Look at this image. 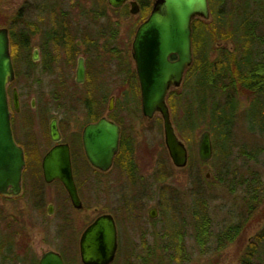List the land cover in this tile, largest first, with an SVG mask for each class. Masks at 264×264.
Returning <instances> with one entry per match:
<instances>
[{
    "label": "flooded vegetation",
    "instance_id": "flooded-vegetation-1",
    "mask_svg": "<svg viewBox=\"0 0 264 264\" xmlns=\"http://www.w3.org/2000/svg\"><path fill=\"white\" fill-rule=\"evenodd\" d=\"M34 1L36 22L34 25L26 24L23 26L21 24L20 30H17V32L13 29V36L18 41L13 51L10 49V33L8 27H6L14 72V79L6 86L10 126L13 139L23 152V169L30 161L28 173L34 212L38 214L39 206L45 203V194L40 185L55 184L58 192V205L55 202L47 203L45 214L53 221L54 239L62 244L63 249L61 250H68V241L74 240L73 237L76 234L75 221H73L70 209L82 210L84 207V190L94 194L97 193L102 209L100 213L86 223L80 232L78 254L79 239L85 228L97 217L107 214L113 219L116 236L115 254L110 264L116 261V264H119L120 259L122 264H132L128 260L130 257L137 259L135 264H168L169 239L164 240L166 237L164 228L158 234H161L163 241L160 243L155 239L154 223L161 208L175 206L176 210L179 206L169 202L168 190L161 187L156 193L159 196L158 202L156 205H151L145 212L146 217L144 216L145 210L141 208L143 203L139 200L141 197L143 198V195L147 196V193L153 194V181L158 179V181L164 182L168 176H165V171L162 170L151 171L146 178L137 173L133 158L134 137L131 128L139 113L147 119L154 116L147 117L142 112L140 85L131 52L136 30L149 16L155 0H146L144 5L139 0H125L118 8L110 6L107 0H104V6L95 1L91 2L87 6L88 9L81 4H77L75 10L77 13L76 18L78 17L79 21H75L73 14L70 13L73 6L66 10L59 8L63 4L62 2L68 0ZM46 1L49 2L47 5L43 3ZM130 2L137 4V12L131 15H140L130 42L132 71H129L124 57L118 51L121 50L120 47L122 48L125 45V42H121L118 37L119 25L124 19L123 17L130 14ZM29 8L26 6L23 9L24 14L29 12ZM143 8L148 9L145 16H142L144 14ZM45 18L49 19L48 24L44 23ZM194 19H192L191 24ZM80 22L82 23L80 24ZM17 29L19 28L17 27ZM20 33H25V35L21 36ZM37 37L39 38L38 42H32V39ZM175 59L174 55L170 56V60ZM16 63L23 64L25 80L22 88L21 86L9 88L16 78ZM79 64L83 68V75L80 80L78 78ZM33 76H38L44 80L49 79V88L43 86L40 89L45 92L44 96H50V99H41L38 108L35 103L36 97L30 91L31 86L26 83ZM106 77L110 83H113L111 86L108 85ZM183 81L184 76L182 84ZM14 90L18 101L16 108L12 99ZM116 96L134 97L137 106L134 108L125 106L123 111H116V107H113V99ZM105 97H108L106 112L102 110L101 102L96 100V98ZM137 97H139L140 108L136 101ZM65 103L67 106H65ZM58 108L61 113L57 112ZM65 116H68V119L65 120ZM45 118H47L46 124L40 125V122ZM101 118L119 128L117 151L113 156L110 167L106 170H101L90 164L83 145L85 127L97 123ZM127 122H129V126L125 127ZM74 123H78L76 128L73 127ZM51 124H55L59 134L56 141L52 140L50 136ZM57 146H67L71 174L77 195L81 201V208L77 209L72 206L67 191L60 180L45 181L42 168L43 158L51 149ZM162 166L165 168L164 163ZM116 167L119 171L115 176L116 183H114L113 180L107 178L106 174ZM154 174H157L156 178H154ZM205 177L208 178L209 174H206ZM148 178L150 180H147ZM194 184L197 192L199 183L195 181ZM22 191L23 170L21 173L20 195ZM179 205L181 208L183 207L182 204L179 203ZM177 211H180V208ZM186 211L188 212L189 209L184 206L183 212ZM190 215L191 213L188 216ZM123 216H125V220H122ZM167 224L169 225L168 221ZM167 224H163V227L166 228ZM132 234L136 238L141 236V241H139L142 246L141 255H139V252L135 253V247L132 246L134 240ZM180 235L183 241L181 232ZM64 241L67 244H63ZM4 247H6L5 241L2 243L3 251ZM57 253L60 254L64 264H66L62 251ZM4 263L7 262L4 261Z\"/></svg>",
    "mask_w": 264,
    "mask_h": 264
},
{
    "label": "rangeland",
    "instance_id": "rangeland-1",
    "mask_svg": "<svg viewBox=\"0 0 264 264\" xmlns=\"http://www.w3.org/2000/svg\"><path fill=\"white\" fill-rule=\"evenodd\" d=\"M94 1L104 6V0H68L67 2H62L63 4L59 8H61V10H66L73 6L70 9V13L73 14V19L75 21H79L78 17L76 18L77 13L75 6L81 4L87 7ZM43 3L47 5L49 2L46 1ZM34 4V0H0V27H8L9 24L13 23V28L17 32V30H20L21 24L23 26L26 24L34 25L36 22ZM26 6L30 8L29 12H25L24 14L23 9L26 8ZM88 8L89 7L86 9ZM145 13L146 12H144L142 16H145ZM123 18L124 19H122V22L119 25L118 37L121 42H125V45L122 48L120 47L121 50L118 51L121 53L120 55L124 57L129 71H132L133 64L130 59V42L132 32L139 22L140 15H131L130 13ZM14 20H16V22L18 21L19 24H14ZM48 22L49 19L45 18L44 23L48 24ZM81 23L82 22H80V24ZM17 27L19 29H17ZM38 40L39 38L37 37L32 39V42H38ZM221 45L227 47L231 46L228 41L222 42ZM15 68L17 73L16 78L9 88L13 86H21L22 88L25 80L24 66L22 63H16ZM106 81H108V85L110 86L113 84L109 82L107 77ZM26 83L31 86L30 91L36 97L35 103L37 104V108L41 103V99H50V96L45 97V92H42L40 89L43 88V86L49 88L48 78L44 80L43 78L40 79L38 76H33L30 78V81H26ZM182 90L184 91L183 84L178 88L171 89L170 92H179ZM96 100L101 102L102 110L106 112L108 97L96 98ZM136 101L140 108L139 97H137ZM136 104L134 97L124 98L123 96H116L113 99V107H116V111H123L125 106L134 108L137 106ZM248 104L249 99L241 94L233 123L228 126V128L224 126L216 128L215 131H217V133L215 134H212V132L209 131L212 144V157L205 163L201 162L197 156V143L203 129L195 130L193 135H190L186 139L179 135L175 130L178 138L185 144L188 152V162L184 168H176L169 159L164 145L162 119L159 114L155 113L152 118L147 119L139 113L134 119L133 125L130 124L134 137L133 158L135 167L138 171L137 173L146 178L151 171L162 170L165 171V176H168L167 180L164 182H160L158 179L153 181V194L147 193V196L143 195V198L141 197L139 200L143 203L141 208H143L142 210H145L144 216L146 217V210L151 205H156L159 200V196L156 193L161 187L168 190L167 197L170 198L169 202L171 204H177L179 207L176 210L175 206L163 207L160 209L158 218L154 223V234L156 235L155 239L161 243L163 239L161 234H158L161 233L162 228H164V234H166L164 240L169 239L168 254H170V240L172 236L176 235L177 231L181 232L183 237V247L186 251L185 260L181 264H238L239 256L251 238L264 227L263 198L260 207L255 209L252 214L249 215V218H247L248 221L236 239L223 249H217V243L214 236L226 226L236 222L237 219L240 217L242 218L243 215L246 214L244 209L246 207L244 190L238 185L232 187L231 184H237L236 179H240L241 177L248 179L252 172L257 173L264 169V152L261 154L257 153L254 159H247V156L240 153V150H242L243 147L258 148L262 145L260 130L263 121L261 118H258L260 115L255 116L256 118L253 119L248 116V112H250ZM65 106H67L66 103ZM254 109H258V107L255 106ZM252 110L253 108L251 109V112ZM57 112L61 113V110L58 108ZM64 118L66 120L68 119V116H65ZM46 121L47 118L41 121L42 123L40 122V125L43 123L46 124ZM128 123L129 122L126 123L125 127L129 126ZM77 126L78 123L73 124L74 128ZM227 144L229 146L225 150V157L222 158L217 151L218 149L220 150L227 146ZM246 150L248 149L246 148ZM163 163L165 168L162 166ZM29 164L30 161L27 166L25 165V168L22 169V194L18 197H5L0 195V238L3 232L4 234L6 232L9 235V233L13 231L17 234L14 236V256L21 257L22 259L28 258L29 260L25 261V264H33L32 262L36 264L40 254L48 250L57 252L62 251L65 258L64 260L67 262L66 264H81L78 254V238L86 223H88L96 214L101 212L102 205L100 204L97 193L94 194L93 192L90 193L87 192V190H84V207L82 210L76 211L70 209L73 215V221H75L74 229L76 230V234L73 237L74 240L68 241L69 249L61 250L63 249L62 244L54 239L53 221L45 214L47 203L55 202L58 205V192L56 185H40L41 190L43 189L42 191L45 194V203L39 206V212L36 214L33 210L34 205L31 194V184H29ZM118 171L117 167L114 168L110 173L106 174L107 178L116 183L115 176L118 174ZM219 171L225 174L222 176V180H218V177H221L218 174ZM206 174H209L208 178L205 177ZM156 175L157 174H154V178H156ZM147 180H150V178ZM195 181L199 183L197 192L194 184ZM202 195L207 202L206 212L211 220V236L204 247L197 245L195 242L196 218L201 215L200 200ZM179 203L183 205L182 208ZM184 206L189 209L188 212H183ZM179 208L180 211H177ZM190 213L191 215L188 216ZM122 220H125V216H123ZM167 221L169 225L167 224ZM163 224H167L166 228L163 227ZM132 236L134 239L132 241V246L134 245L135 247V253L139 252V255H141L140 252L142 246L139 243V241H141V236L139 238H136L133 234ZM143 240L145 244V238ZM149 242L150 240L148 241V244ZM63 244H67V242L64 241ZM0 250H2V248ZM2 252L4 251L2 250ZM128 260L130 263L132 262V264H135L137 259L130 257ZM116 262L113 264H116ZM120 262L118 263L122 264Z\"/></svg>",
    "mask_w": 264,
    "mask_h": 264
},
{
    "label": "water",
    "instance_id": "water-1",
    "mask_svg": "<svg viewBox=\"0 0 264 264\" xmlns=\"http://www.w3.org/2000/svg\"><path fill=\"white\" fill-rule=\"evenodd\" d=\"M114 8L125 0H107ZM130 13L137 12V4L130 2ZM209 20L208 0H155L147 19L137 28L132 42L134 61L141 92L142 112L147 117L158 113L162 119L164 144L169 158L176 168H184L188 162L185 144L178 138L166 103L171 88L182 84L185 71L191 66L193 18ZM175 60H170V56ZM79 80L83 75L78 66ZM14 79L9 52L8 30L0 27V195L16 197L21 193V173L24 166L23 152L16 145L10 126L6 86ZM17 107V94H12ZM52 140H58L55 124L50 125ZM119 128L101 118L85 127L83 145L90 164L101 170L110 167L117 151ZM198 159L205 163L212 157L210 133L201 132L197 143ZM45 181L58 179L63 183L74 208H81V201L71 174L67 146L51 149L43 158ZM51 211V209H50ZM154 216V215H153ZM116 249L115 226L110 215L97 217L81 234L79 257L81 264H110ZM37 264H64L59 253L42 252Z\"/></svg>",
    "mask_w": 264,
    "mask_h": 264
},
{
    "label": "trees",
    "instance_id": "trees-1",
    "mask_svg": "<svg viewBox=\"0 0 264 264\" xmlns=\"http://www.w3.org/2000/svg\"><path fill=\"white\" fill-rule=\"evenodd\" d=\"M139 1L143 5L146 2ZM208 7L209 20L196 17L191 24L193 61L184 75V91H171L166 98L171 121L177 133L185 139L198 129L215 134L216 128H228L233 123L242 94L249 99L248 116L253 119L260 115L258 118L263 121L260 130L262 145L240 150L247 159H254L257 153L264 152V0H208ZM143 10L148 12L147 8ZM13 22L18 23L16 20ZM8 29L10 49L13 51L18 42L13 36V23L8 25ZM20 35L24 36L25 33ZM227 41L230 47L221 45ZM255 106L258 109H254ZM228 146L218 149L222 158ZM218 174L221 176L218 180H222L225 174L221 171ZM236 181L237 184L232 183L231 186L243 188L246 214L214 236L219 250L236 239L249 215L260 207L264 198V169L252 172L248 179L241 177ZM200 203L201 215L195 217V242L204 247L211 236V220L203 195ZM3 234L0 249L3 241L6 247L4 252L0 250V264L4 261L8 264H25L28 258L14 256L16 233ZM170 241L169 264H181L186 251L180 232L177 231ZM238 264H264V227L251 238L239 256Z\"/></svg>",
    "mask_w": 264,
    "mask_h": 264
},
{
    "label": "bare ground",
    "instance_id": "bare-ground-1",
    "mask_svg": "<svg viewBox=\"0 0 264 264\" xmlns=\"http://www.w3.org/2000/svg\"><path fill=\"white\" fill-rule=\"evenodd\" d=\"M10 52V51H9Z\"/></svg>",
    "mask_w": 264,
    "mask_h": 264
}]
</instances>
